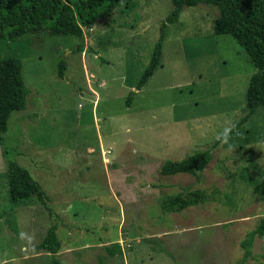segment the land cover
<instances>
[{"label":"rangeland","instance_id":"1","mask_svg":"<svg viewBox=\"0 0 264 264\" xmlns=\"http://www.w3.org/2000/svg\"><path fill=\"white\" fill-rule=\"evenodd\" d=\"M171 8L123 0L81 38L36 31L0 41V57L29 42L26 105L0 145V264H49L37 245L52 225L60 264H264V234L243 245L264 217V195L245 180L264 183V106L212 146L244 116L256 70L230 35L213 33L217 8L184 7L166 25L160 66L135 88ZM204 149L212 158L197 174L159 173L165 160ZM6 158L30 172L42 200H10ZM195 189L215 198L181 210L163 203Z\"/></svg>","mask_w":264,"mask_h":264},{"label":"trees","instance_id":"2","mask_svg":"<svg viewBox=\"0 0 264 264\" xmlns=\"http://www.w3.org/2000/svg\"><path fill=\"white\" fill-rule=\"evenodd\" d=\"M121 1L123 0H0V41H14L26 33L36 31H46L51 36L81 38L83 27H92L99 17L109 13ZM170 2L171 11L160 24L159 37L135 88L141 89L154 70L160 66L166 25L177 22L184 7L201 3L213 5L218 10V16L212 26L213 33L230 35L242 47L248 60L256 68L249 78L245 92V114L239 121L234 122V132L259 107L264 106V0H170ZM28 44L29 42L25 41L15 54L0 57V145L4 144L2 133L7 129L10 115L23 110L26 105L28 89L23 82L21 58L26 55ZM63 70L64 64L60 62L57 73L59 77H62ZM131 100L130 92L125 99L127 106ZM219 141L215 140L212 146ZM211 158L210 149L198 150L178 160H165L160 165L159 173L165 176L179 173L195 175L205 168ZM5 162L10 200L15 203L28 201L32 197L42 200L40 184L30 172L9 158H6ZM260 175L264 176L262 173ZM245 180L254 191L264 195L262 179L254 177ZM214 198V193L195 189L167 196L163 198V203L171 209L181 210ZM263 234L264 217L255 229L248 233L243 245L248 247L255 235ZM37 248L49 252V264H60L56 256L60 241L54 225L46 230Z\"/></svg>","mask_w":264,"mask_h":264},{"label":"clouds","instance_id":"3","mask_svg":"<svg viewBox=\"0 0 264 264\" xmlns=\"http://www.w3.org/2000/svg\"><path fill=\"white\" fill-rule=\"evenodd\" d=\"M235 129V124L231 121L228 122V125L224 127L223 131L217 134L216 139L220 140L222 144H227L230 139V134Z\"/></svg>","mask_w":264,"mask_h":264},{"label":"bare ground","instance_id":"4","mask_svg":"<svg viewBox=\"0 0 264 264\" xmlns=\"http://www.w3.org/2000/svg\"><path fill=\"white\" fill-rule=\"evenodd\" d=\"M106 159V158H105ZM105 161V160H104Z\"/></svg>","mask_w":264,"mask_h":264}]
</instances>
